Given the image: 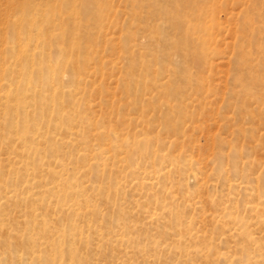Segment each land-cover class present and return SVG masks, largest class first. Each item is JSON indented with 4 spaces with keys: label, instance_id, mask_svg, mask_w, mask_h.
I'll return each instance as SVG.
<instances>
[{
    "label": "rangeland",
    "instance_id": "374dc122",
    "mask_svg": "<svg viewBox=\"0 0 264 264\" xmlns=\"http://www.w3.org/2000/svg\"><path fill=\"white\" fill-rule=\"evenodd\" d=\"M21 18L90 109L9 130L38 173L1 157L0 264H264V0H0V41Z\"/></svg>",
    "mask_w": 264,
    "mask_h": 264
},
{
    "label": "bare ground",
    "instance_id": "6f19581e",
    "mask_svg": "<svg viewBox=\"0 0 264 264\" xmlns=\"http://www.w3.org/2000/svg\"><path fill=\"white\" fill-rule=\"evenodd\" d=\"M56 4L57 3H55V5ZM55 5L52 8H49L48 11L46 9H42V7H37L36 10L41 11L42 14L46 15V20L50 19L51 22L55 23L59 20V17L56 15L57 11L61 9L60 7L56 8ZM29 7V5L25 6L23 9L24 12L28 11ZM25 16L26 15H23L22 18H25ZM22 18L21 21L19 20L21 23L19 31H17L15 26L13 28L14 32H10L9 37H4L6 42H8L5 44L7 47L5 49L3 48V52H0V120H3L4 122L3 127L0 126V147L2 144H5L7 139L10 138V135H12L11 131L13 129L16 130L15 135L18 140L26 147L35 144L38 139L49 138L48 134L40 135V133H38V126L40 124H45V122L50 123L49 127L52 126L56 128L57 131L59 130L61 133H66L69 131L73 123V117L75 115V118H77V116L82 117L84 116L83 113L90 109L89 105L80 102L77 104V101H74V98L84 94V91L79 88L74 89L73 93L69 92L71 95L69 98L70 100H66L68 96L60 84L62 82V78L59 72L60 69L66 67V62L63 63V61H61L58 64V69H51L55 65L46 59V55H44L43 51L38 50L44 46L46 40L44 38H35L32 34L27 37L28 34L23 31L27 26L30 31L35 32L40 29L42 22L38 21L36 18L31 19V22L24 21ZM5 39H2L0 43H4L3 40ZM32 44H35V49H31L30 47L26 48V45L31 46ZM74 51L82 55V50L77 51L76 49L72 52ZM85 54L88 55V53ZM82 67L83 66L79 65L73 66L72 71L74 75H79L83 72ZM80 83L86 84V81L80 79ZM9 130L11 131L9 132ZM8 145L9 149L6 147L8 151L4 153H1L0 148V172L3 171L2 168H5V161L1 157L2 155H8L10 158H13V162H16L17 160H20L19 162L26 161V166L28 165V167L24 168L25 173L28 175H36L38 173L37 168L29 164L32 155L30 154L31 152L19 147H12L10 144ZM109 150L110 153L114 152L112 148ZM11 173L16 176L20 175V171H11ZM54 190H56L60 195L68 193L67 187L62 184L55 185ZM65 213L66 212H64V214ZM2 216L4 215H1V217ZM35 217L39 218L38 216ZM5 222L6 220L3 218L0 219L1 227L5 224ZM39 223V225H41L45 230L49 228L50 222H47L45 219L41 218ZM74 228L76 230L78 229L76 226H74ZM68 229H70V226L64 231L66 232ZM77 232L79 236H85L84 230L78 229ZM65 237L66 235H53L51 236V243L56 247H63L66 241ZM59 252L61 253V251Z\"/></svg>",
    "mask_w": 264,
    "mask_h": 264
}]
</instances>
